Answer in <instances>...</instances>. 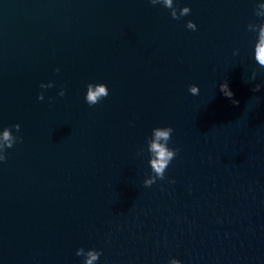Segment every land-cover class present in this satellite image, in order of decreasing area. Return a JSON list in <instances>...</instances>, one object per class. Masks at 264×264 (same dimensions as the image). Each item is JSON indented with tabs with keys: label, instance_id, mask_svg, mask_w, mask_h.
I'll list each match as a JSON object with an SVG mask.
<instances>
[{
	"label": "water",
	"instance_id": "1",
	"mask_svg": "<svg viewBox=\"0 0 264 264\" xmlns=\"http://www.w3.org/2000/svg\"><path fill=\"white\" fill-rule=\"evenodd\" d=\"M171 5L0 0V264H264V0Z\"/></svg>",
	"mask_w": 264,
	"mask_h": 264
},
{
	"label": "clouds",
	"instance_id": "2",
	"mask_svg": "<svg viewBox=\"0 0 264 264\" xmlns=\"http://www.w3.org/2000/svg\"><path fill=\"white\" fill-rule=\"evenodd\" d=\"M151 3L155 5L156 0H151ZM165 6L171 7V0H165ZM190 13V7L185 6L183 7V12L181 13V16L187 15ZM172 17L174 19H179L180 17L176 16L175 12H173ZM197 25L194 21L189 20L187 22V28L195 30ZM257 59L261 65H264V44H261V46L258 49V55ZM59 71V69H57ZM261 88L260 84L255 85L254 91H259ZM189 91L193 95L199 94V87L195 86L194 84L189 87ZM220 91L223 93V95L229 99H232V102L234 104H239V100L234 99V93L229 87L228 83L225 81L220 85ZM60 95H64V91L61 92ZM108 93L106 92V89L103 85H98L94 89L92 85L88 86V92L86 96V101L89 105H95L98 101V98L101 96H107ZM39 99H43V95L40 94ZM16 129L19 130L20 125H15ZM174 129L171 126L167 127H157L154 129L155 132V140L152 141L150 145V152L155 153V158L151 160V169L156 173V176L159 179L165 178V169L168 168L170 162L175 158L177 155L178 150L174 148H168L164 144L159 143L160 140H164L167 142L173 133ZM8 132H5L4 138L8 139ZM13 145L9 143L7 145L8 148H11ZM6 156L0 157V160H5ZM156 178L145 180V186H151L153 183L156 182ZM172 182H175L174 180ZM77 255H80V252H77ZM98 253L90 252L88 255V258L86 260V264H93V261H95L98 258Z\"/></svg>",
	"mask_w": 264,
	"mask_h": 264
}]
</instances>
